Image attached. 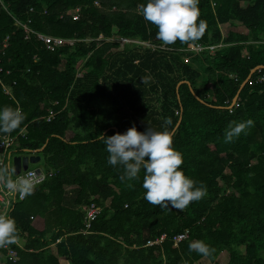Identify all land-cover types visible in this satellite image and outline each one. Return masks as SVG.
<instances>
[{
    "label": "trees",
    "instance_id": "1",
    "mask_svg": "<svg viewBox=\"0 0 264 264\" xmlns=\"http://www.w3.org/2000/svg\"><path fill=\"white\" fill-rule=\"evenodd\" d=\"M3 2L9 12L0 4L1 48L7 38L2 65L11 69L6 82L16 84L13 97L0 84V107H20L24 117L11 132L17 135L13 153L29 154L45 145L38 154L52 174L13 203L7 217L15 220L17 241L22 240L11 244L19 258L0 264H61L60 259L69 264H199L204 257L220 264L224 251L229 253L226 264H264V81H256L264 69L241 89L239 105L232 112L228 108L250 70L264 65V45L256 43L264 40V0H199V18L207 27L198 41H177L167 45L173 48L168 52L146 47L143 54L112 53L118 43L97 46L84 39L112 37L116 28L120 36L162 44L157 28L139 13L147 0ZM75 7H80L77 20L65 14ZM14 17L30 20L43 33L81 40L50 51L35 36L26 39ZM220 42L224 45L214 52L180 51ZM188 55L190 61L184 62ZM84 58L90 67L77 77ZM182 80L193 91L187 83L177 91ZM150 94L157 96L159 110ZM49 108L56 112L51 121L46 120ZM166 117L172 124L165 128ZM180 117L173 147L183 156L185 175L206 191L184 210L148 203L143 170L137 179L121 181L123 167L108 165V153L96 140L132 126L172 132ZM249 119L250 128L224 142L230 125ZM10 171L0 167V173ZM68 189L76 191L77 206L66 204ZM92 201L102 210L83 233L79 205ZM185 229L188 238L175 245L173 236ZM163 234L161 243L146 245ZM194 241L214 251L203 255L190 250Z\"/></svg>",
    "mask_w": 264,
    "mask_h": 264
},
{
    "label": "clouds",
    "instance_id": "2",
    "mask_svg": "<svg viewBox=\"0 0 264 264\" xmlns=\"http://www.w3.org/2000/svg\"><path fill=\"white\" fill-rule=\"evenodd\" d=\"M199 0H147L139 6V13L145 21L157 28L156 39L163 45L198 41L206 31V22L200 19ZM142 77V83L148 84ZM24 117L16 107H0V133L8 134L18 129ZM170 118H164L162 127L171 125ZM253 125L251 119L230 125L224 134V142L229 143L246 128ZM97 141L104 145L108 153L107 164L122 166L121 181H131L143 170V198L150 204L161 207L171 206L184 210L191 202L198 201L206 194L203 186H196L193 179L186 176L181 165L182 154L173 147L170 131H157L149 125L144 131L136 126L123 133L110 136L97 135ZM5 188L20 196L31 195L34 184L31 178H17L11 175L4 181ZM18 229L11 217L0 215V247L16 244ZM190 250L208 255L210 249L202 241H194Z\"/></svg>",
    "mask_w": 264,
    "mask_h": 264
},
{
    "label": "built area",
    "instance_id": "3",
    "mask_svg": "<svg viewBox=\"0 0 264 264\" xmlns=\"http://www.w3.org/2000/svg\"><path fill=\"white\" fill-rule=\"evenodd\" d=\"M0 4L3 9L8 11V6L3 2V0H0ZM95 4L100 6L99 1H95ZM32 10V8L30 9ZM46 13V9L44 10ZM65 14H70L74 20L79 19L80 17V7H75L67 10ZM64 16V14H61V17ZM30 20L22 21L17 17H14V24L16 26L22 27L25 33V38L30 39L32 36H35L39 41H41L45 47L50 51H55L59 47H62L64 45H70L73 46L76 42L80 41L81 39L76 37H63V36H57V35H51L47 33H43L41 31L35 30L30 26ZM223 33V32H222ZM226 33H223V36H225ZM91 37H87L84 39V41H90ZM96 39V38H93ZM112 38H109L107 41L111 40ZM116 41L120 43V45H124L126 43H131L135 41V38L132 37H124V36H117ZM142 41V40H141ZM256 43L263 44L264 40L262 41H256ZM148 48L162 50V51H172L173 48L167 46V45H155L152 43L147 44ZM224 44L223 42H220L218 44H210V45H204L202 43H196L193 44L191 47L186 48L184 50L180 51H186V52H194V53H200L204 50H209L210 52H214L215 49L222 47ZM7 46V38L2 43V48L0 47V84L2 86L3 92L11 97H13V85L16 84V80H13L12 83H8L5 80V76L9 75L11 73V69H4L2 65V56L1 53H3L4 48ZM79 67L78 64V73L77 77H81L83 73H79ZM258 71H261L258 70ZM257 82H263L264 81V73L260 74L256 78ZM53 104H58L57 101H54ZM239 104L237 101L228 107L229 111L232 112L234 106H238ZM20 109V107H18ZM179 111L176 110V113ZM56 115V112L53 108H49V112L46 116L47 121H51L54 116ZM15 146H17V135H13L11 133L0 135V167H8L11 169L10 173L8 175L4 174L3 172L0 173V215H3L7 217L12 209V205L17 200H22L26 196H20L17 193H13L8 191L4 186V181L8 178L9 175H11V178L13 180H16L17 178H31L34 187L41 184L46 178L52 174V171H46L45 168L40 167H34L31 168L30 165L27 169L21 170L18 174L13 173V157L14 153L13 150L15 149ZM39 169V171H37ZM102 208L100 205H98L95 201H92L91 203L87 204L83 209V223L84 228L82 230L83 233L89 232V229L92 226V223L97 219L101 212ZM189 236V230L185 229L183 232L177 233L173 236V242L175 245H178L181 241L187 239ZM166 238V234H163L160 238L155 240H149L146 245H153L161 243ZM19 258L18 250L11 245H6L4 247H0V262H5L6 259L10 261H16Z\"/></svg>",
    "mask_w": 264,
    "mask_h": 264
},
{
    "label": "rangeland",
    "instance_id": "4",
    "mask_svg": "<svg viewBox=\"0 0 264 264\" xmlns=\"http://www.w3.org/2000/svg\"><path fill=\"white\" fill-rule=\"evenodd\" d=\"M223 30H226V28H223ZM119 36L117 34V29L114 28V35L111 37H108V36H104V35H100L98 37H96V39H93L91 37L90 41H87V42H91V41H96L97 42V46H100L103 42H108L107 40L109 38H112L111 40L109 41H112V42H116L118 43L117 46L113 47L110 51L112 53H122V52H125L126 50H131L132 52H138L139 54H143L145 52V50L148 48L147 44L150 43V42H147V41H144L139 38V37H133L135 38L136 40L131 42V43H126L124 45H120V43L118 41H116V37ZM147 47V48H146ZM183 52H186V51H183ZM246 50H244V53L246 54ZM189 53V52H188ZM92 54V53H90ZM191 57L190 55H188L184 60V62L186 61H190ZM88 59L87 58H84L83 60H81L78 64L80 65L79 67V73H84V70L87 68L89 69L90 65H88ZM135 62H138V60H136ZM85 68V69H84ZM151 97V98H150ZM149 100L150 102L152 103L153 105V108L159 110L160 109V102L159 100H157V96H155L154 94H150L149 95ZM16 154H14L15 156ZM30 167L31 168H34V167H40V168H45L44 167V159L43 157L41 158V160L37 163H34V164H30ZM67 202L66 204L70 205V206H77L74 202L75 200V197H76V191L75 190H72V189H68L67 192ZM86 206V204H80L79 207L83 210L84 207ZM21 242L22 240L18 241V244L21 245ZM241 249H243V247L241 246L240 247ZM228 258H229V253L227 251H224L221 253L220 257H219V262L220 264H226L227 261H228ZM60 263H61V260H60ZM62 264V263H61ZM199 264H212V262L206 258V259H200L199 261Z\"/></svg>",
    "mask_w": 264,
    "mask_h": 264
},
{
    "label": "water",
    "instance_id": "5",
    "mask_svg": "<svg viewBox=\"0 0 264 264\" xmlns=\"http://www.w3.org/2000/svg\"><path fill=\"white\" fill-rule=\"evenodd\" d=\"M260 69H264V65L260 64V65H257L255 67H253L251 70H250V73L248 74V76L246 77V79L242 82L237 94L234 96L233 100H232V103L231 105H233L237 99H238V96H239V93L241 91V89L244 87V85L250 81L252 75L260 70ZM182 83H187L189 86H190V89L193 91V88H192V85L191 83L188 81V80H182L180 81L178 84H177V91L179 89V86L182 84ZM181 117L179 118L177 124L175 125V127L173 128L171 134L173 135L174 132L177 130L180 122H181ZM116 130V133H118V129L115 128ZM45 145H43L40 149H38L37 151H34V152H31L29 154H24V155H15L13 157V173L14 174H18L21 170H25L29 167L30 164H34V163H37L41 160V156L38 154V152L42 151L44 149ZM37 171H39V169H37Z\"/></svg>",
    "mask_w": 264,
    "mask_h": 264
},
{
    "label": "crops",
    "instance_id": "6",
    "mask_svg": "<svg viewBox=\"0 0 264 264\" xmlns=\"http://www.w3.org/2000/svg\"><path fill=\"white\" fill-rule=\"evenodd\" d=\"M220 27H221L222 32L225 33L226 31L223 30V28L225 27L224 24H222V25L220 24ZM203 259H206V257H204ZM60 260H61L62 264H69V262L67 260H64V259H60Z\"/></svg>",
    "mask_w": 264,
    "mask_h": 264
}]
</instances>
